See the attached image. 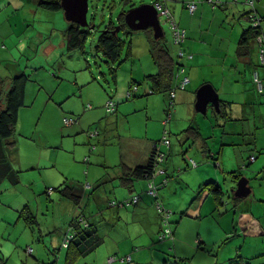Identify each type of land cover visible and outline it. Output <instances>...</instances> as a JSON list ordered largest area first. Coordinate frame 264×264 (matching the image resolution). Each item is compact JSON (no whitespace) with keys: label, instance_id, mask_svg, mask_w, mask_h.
<instances>
[{"label":"rangeland","instance_id":"obj_1","mask_svg":"<svg viewBox=\"0 0 264 264\" xmlns=\"http://www.w3.org/2000/svg\"><path fill=\"white\" fill-rule=\"evenodd\" d=\"M154 1L132 0L131 5L123 7L121 0H89L87 19L95 27L85 52H81L67 48L64 30L70 21L63 9L43 8L37 0H0V79H3L0 90L2 86L7 87L12 77L21 73L29 75L25 106L19 111L17 131L11 138L16 144L10 152L14 167L21 171L22 180L18 184L6 180L0 188V255L8 264H44L54 259L57 264H65L67 250L63 246L70 235V221L78 212L87 215L90 207H97L96 200L105 190L98 189L96 194H93L94 190H79L81 204L77 207L72 201L61 198L59 192L51 190L50 193V188H63L67 179L74 185L78 180L85 185L89 166L98 164L102 168L104 146L101 144L105 137L113 144L105 147L108 157L104 158L116 163L119 158L127 159L126 152L120 157V146L125 150L132 137L147 132L156 138L155 142L169 139L168 147L174 149L170 154V159L175 161L170 164L173 171L172 174L169 172L170 184L159 189L168 193L172 203L180 205L186 201H198L192 185L199 177L198 172L206 167L211 173L217 172L216 181L224 192L218 210L214 208L213 196H210L204 200L202 219L183 222L186 237H183L185 241L181 248L187 254L186 263L264 264V89L262 93L258 91L259 87L253 83L254 76L252 80L253 72H248L246 83L241 81L236 85L230 83V77L226 79V87L232 88L233 93L226 95L222 89L221 96L224 99L231 96L226 99L235 102L230 114L232 120H227L212 104L206 114L199 112L195 102L190 107L188 99L176 101L171 108L168 95L162 92L129 98V83L132 80L139 82L135 94L143 95L149 90L144 69L150 65L156 67L145 35L147 31L135 29L130 37L133 56L119 66L118 85H108L101 78V72L109 70L106 58L95 50L101 30L111 20L118 26L117 17L122 10L129 13L141 4ZM159 19L171 41L173 36L170 33L173 35V32H170L169 22L161 12ZM118 33L127 39L123 29H118ZM170 49L177 57L176 47L170 44ZM253 49L260 56L261 78L264 65L261 64L260 49L257 46ZM155 69L157 72V67ZM218 84L222 87L223 83ZM246 86L250 90L246 91ZM120 93L121 105L127 112L123 114L127 115L121 116V137L118 140L116 127L104 133L107 124L103 117L107 115L105 104L110 99L115 103V109L108 112H115ZM89 105L94 108L87 109ZM178 108L180 115L176 126L170 120L165 123L168 112L174 110L176 117ZM65 117H73L76 121L67 123ZM190 125L200 128V139L186 138L182 134L181 131ZM93 131L98 134L89 136ZM169 148L164 147L165 150ZM209 148L213 157H207L202 151L208 149L206 153H209ZM214 156H218V160ZM85 157L90 158L89 161ZM191 159L196 160L198 168L191 166ZM109 168V173L115 169L112 165ZM236 170L242 175L239 179L229 173ZM242 178L249 179L253 189L246 196L236 197ZM106 191L109 195V190ZM146 192L150 195L148 190ZM233 203L237 205L233 206ZM26 205L37 218L38 224L32 225L34 227L25 218H19ZM187 210L190 214L196 212L195 206ZM176 212L174 216H178ZM129 228L134 235L141 226L132 224ZM199 232L207 241L199 242V237L202 239ZM30 249L34 250L33 254ZM92 254L82 257V263L77 260L75 264L94 262ZM167 258L174 260L170 256ZM160 260V264H168Z\"/></svg>","mask_w":264,"mask_h":264},{"label":"crops","instance_id":"obj_2","mask_svg":"<svg viewBox=\"0 0 264 264\" xmlns=\"http://www.w3.org/2000/svg\"><path fill=\"white\" fill-rule=\"evenodd\" d=\"M189 1L191 0H166V5L172 13L174 19L181 27L187 30V38L184 44V48L193 54V58L183 59V63L186 66L190 82L186 86V89L176 91L175 102H182L184 99H188L191 107V104H194V102H196V93L199 87L204 84H212L215 90L218 92L220 100L223 101L225 109L228 111V113H231L233 109L232 105L235 102L226 99L231 96H225V99L221 96L222 89L225 91L226 95H230L233 93L232 88H227L228 86L226 87L227 77H230L229 80L231 84L235 83L237 85L238 83H241V81L243 83H246L248 81L247 74L249 71L253 72L252 80L254 71L257 70L259 75L261 73L259 66L260 56H258L256 52H252V55L249 57H239L237 54V50L242 33L244 32V30L248 29L251 26V21L248 19L247 13L250 10L254 9L257 14L264 16V0H255L254 7H252L247 2V0H213L212 2H210V0H199L197 2V8L194 14H191L187 8V3ZM170 34L172 36V33ZM145 35L147 36L150 45V35L147 32H145ZM254 46H257L258 49V43L255 41ZM256 67L258 69H256ZM155 68L156 67H154L153 65H150L148 68L144 69V74H146L144 76L145 80L147 75L156 73ZM262 78L264 79V73ZM0 82H3V79H0ZM133 82H135V80H132L129 83V87ZM218 83H223L222 87H220ZM253 83L255 82L253 81ZM117 85L118 72L116 86ZM147 86V89L149 90H147L143 95L136 94L135 98L151 94V84L148 81ZM247 90L250 89L246 86V91ZM242 91L244 90L242 89ZM66 97L67 96H65V99ZM121 99L122 94L120 93L117 98V106L115 112H108L106 110L107 115L106 117H103L105 119V125L107 124L104 133H108V131L112 127H116L118 129V140H120L121 137L119 132V122L121 116L127 115L123 114L127 112L121 105ZM86 108L92 109L94 108V106L89 105V107L86 106ZM70 111L75 112L74 110ZM173 111L172 113L168 112L170 116H167L168 119L165 121V123L170 120L169 122H173L176 126L177 121L179 120L180 108H178L176 111V117L173 115ZM90 115L94 119L93 111ZM99 115L103 116L104 113L102 112ZM19 118L20 113L18 115V120ZM181 132L183 134V130ZM107 138L108 137H105L103 144H101L104 146L101 152L104 157H108L105 147H107L109 144H113L109 143ZM154 140H156V138L150 136L148 132L143 136L132 137L125 150L122 146H120L119 150L120 157L123 152H126L127 159L125 158L123 160H120L119 158V162L114 163L110 162L109 158H107V161L103 157V163H101L102 168L100 167L101 165L98 164L95 166L90 165L85 176L86 186L79 180L76 185L68 182V179L63 183L64 187L67 184L76 186L75 191L77 194H79L78 191L81 189H86L87 191L94 190L93 194H96L98 189L105 190V193L99 195L96 200L95 204H97V207H90L89 212L87 213L88 216L82 211L78 212L74 216L76 217L79 213H83L88 223L95 225L98 230L99 236L103 238L102 244H100V246L92 252L93 254L91 253L95 258V260H93L94 262L88 261L86 263L84 262L83 264H122L114 261H109L111 255L114 254H130L133 261L131 263L134 264H157V260L160 259H163V263L174 264L176 260H181L182 258L188 259L187 254H185L184 250L181 248V245H183L185 241L183 240V237H186V235L183 234V222L192 219H202L203 207L205 205L204 200L213 195H211L208 191V187L205 188L203 192H201V194L199 193V188L202 185L212 182L213 180L217 182L216 180L218 179V174L215 171L211 173V170L207 169V167L204 169L202 168L198 172L199 177L195 179L196 184L194 183V185H192L195 188L193 189V193H197V199L195 198V200L198 201H195V203L192 201H186V204L183 203L180 205L172 203L169 195L167 196L168 193L165 190H159L162 187L169 186V177L173 173V171H171L170 169V164L173 165L175 162L170 159V154L174 150L173 147L169 148L165 145L162 146V149L168 157V160L166 159L167 165L165 164L166 161L164 160L160 164V167L163 171L161 173H156L152 178L157 187V196L148 195L146 190H148V181L150 180V178H132V180H130L131 177L127 176L123 169L126 167L135 168L146 165L150 160L154 145L156 143ZM164 147H167L170 150H165ZM14 148L15 147L10 149V152L13 151ZM216 158L219 157L217 156ZM87 159V161H89L90 158L87 157ZM191 160L196 161L195 159ZM39 161L43 162L41 159ZM97 161L98 163H100L99 159ZM110 165H112V167H115V169L111 171L112 174L109 173ZM191 166L198 168L199 164L197 163V166L191 164ZM17 178L18 182H9H11L12 184H18L20 180H22V177L19 174ZM31 179L32 181H34L33 178ZM249 183L250 182L248 179V184ZM2 184L0 188L2 187ZM219 186L221 187V185ZM106 189L109 190V195H107ZM251 189H253L252 186ZM134 194L139 195V200L137 203H132L133 205L131 204L116 206L110 204V200L121 201L131 197ZM213 200L215 201L214 197ZM157 201L161 202L166 208L173 209V214L170 220L172 229L175 233L174 239H166L164 240L166 242H163L161 244H158V233L161 231L163 226L162 218L156 205ZM236 205V203H233V206ZM190 206H195L196 212H194V214H190L188 212L187 209ZM214 208L217 210L219 209L217 207L216 201ZM175 211H177L176 213H179L178 216H174ZM184 212L186 213V215L183 214ZM191 215H194V218ZM132 224L134 226H141L140 230H138L134 235L131 234L129 228ZM146 232L148 233L146 234ZM200 235L201 234L199 232V236ZM201 237L202 239L199 237L200 243L207 241L204 236L201 235ZM167 243H169V245ZM167 246H169L170 248H167ZM33 253L34 250L30 252V254ZM169 256L174 260L169 261V259L167 258ZM146 257L151 258L149 260H145ZM4 260L6 264H8V261H6L5 258ZM186 261L184 262V264L186 263ZM161 262V260L160 262L158 261L159 264Z\"/></svg>","mask_w":264,"mask_h":264},{"label":"trees","instance_id":"obj_3","mask_svg":"<svg viewBox=\"0 0 264 264\" xmlns=\"http://www.w3.org/2000/svg\"><path fill=\"white\" fill-rule=\"evenodd\" d=\"M37 2L39 6L49 10L63 9L61 5V0H37ZM131 2L132 0H121V4L123 5V7L127 5H131ZM156 2H161L164 8L169 10V8L166 5V0H155L152 4ZM252 12L253 11L250 10L247 13V17L251 21V26L248 29L244 30L239 40L238 50H237V54L239 57L251 56L252 52L254 51L253 49L254 41L258 43L257 41L258 36L260 34L264 36V31H263L264 16L260 15L262 17V21L260 26L256 28L252 25V20L250 18ZM170 14L173 17L171 12ZM129 17H130V12L128 13L127 11L122 10L117 17L119 23L118 26H116L111 20L104 27V29L101 30V33L95 45L96 52L101 53L106 58V63L109 65L108 72H101L102 75L101 78H103L108 85L117 84V72L119 66L124 61L130 59L133 56L132 38L130 37L134 33L135 29L131 26ZM177 25L181 29L185 30V40L181 41L178 44L174 43L173 37L170 41L166 37L165 33L162 36L156 37L153 27H148L145 30L150 35L149 38L150 51L152 53V59L157 67L156 73L146 76V80L151 84L150 93L153 94L157 92H162L167 94L170 100L169 103H171L170 105L171 108L174 107L175 105V96L174 97L172 96V92L182 90L178 88L179 85L178 83L180 81L179 80L180 78L178 77L179 71L182 68H184L185 70L184 75L188 76V74H186V66L183 63V59L193 58V54L184 48V44L187 38V30L181 27L178 23ZM93 26L95 27L93 23H89L88 27H84L77 22L70 21L68 27L64 30L68 50L71 51L80 50L81 52H85L86 43L88 41L89 36L92 34ZM118 29H123L125 31L127 39L119 35ZM170 44H173L174 47H176L177 57H174L173 54L171 53ZM258 48L259 49L261 48L259 46V43H258ZM180 50L183 51L184 56H180L179 54ZM190 55H192V57H190ZM261 64L264 65V62H262ZM260 80L262 83V91L260 90L258 91L262 93L264 89V85H263L264 79L261 77ZM28 81H29V75L26 73H21L19 75L12 77L8 81L7 87L5 88V86H2V89L0 90V186L6 180L11 181L12 183L14 181L18 182L17 177L21 173V171L16 169L13 165L10 156V149L13 148V146H15L16 144V141L14 139L11 140V138H13V136L16 134L17 131L19 111L23 106H25L26 86ZM254 82L257 85L255 79ZM138 85L139 83L136 81L131 83L128 91H131V89L134 86H137L138 89ZM128 96L129 98L135 97L136 96L135 90L131 92V95ZM220 102L221 103L218 112L223 116H225L227 120H232V116L230 115L231 113H228V111L225 109L223 101L221 100ZM200 132H201L200 129L193 125H190L187 129L183 130V134L185 135L186 138L191 137L194 140H198L201 138ZM153 151L150 160L146 165L135 168L126 167L127 169L126 168L123 169L125 174L131 177L130 180H132V178H142V179L150 178L153 175L155 170L154 167L156 163L153 155ZM202 151L206 154L207 157H213L210 149H209V153H206L208 149L205 150L203 149ZM216 157L217 156H214V159L218 160V158ZM166 159L167 156L165 160ZM230 174L234 178L238 177L239 179L242 177L241 173H238L237 170L230 172ZM207 187L209 188L208 191L210 192V194L213 195L218 207L219 203L222 201L224 194L222 188L219 186L217 182L212 181L205 185H202L199 188L200 191L199 193L201 194V192H203V190ZM51 190H55L59 192L62 196L61 198L68 199L72 201L73 204L75 205L81 204V196L76 193L75 186L71 184H67L63 188L55 187ZM131 197L121 201L115 200L114 202L116 204L114 205L119 206L120 203L130 200ZM183 214L186 215L185 212ZM20 217L25 218L28 224L31 225V227H34L32 226L34 224H38L37 218L30 209L29 205H26L21 210L19 218ZM69 226H70L69 229L70 235L72 236L69 238L67 246H65L67 250L65 254V264H75L77 260H80L82 259V257L89 255L97 247H99L100 244H102L103 242V238L99 236L98 230L95 227V225L88 223L83 213H79L76 217H74L70 221ZM159 235L160 233L158 234V240L164 241L163 239H160ZM111 257H115L114 262H118L122 264H128L133 262L130 254H126V255L114 254L111 255ZM186 260L188 259L182 258L181 260H176L174 264H180L182 261L185 262ZM0 263L6 264L4 258L1 257V255H0ZM44 264H57V260L54 259L53 261Z\"/></svg>","mask_w":264,"mask_h":264},{"label":"built area","instance_id":"obj_4","mask_svg":"<svg viewBox=\"0 0 264 264\" xmlns=\"http://www.w3.org/2000/svg\"><path fill=\"white\" fill-rule=\"evenodd\" d=\"M199 0H192V1H189L187 3V8L189 9V11L191 13H194L196 8H197V2ZM213 0H210V2H212ZM247 2L252 6L254 7L255 5V0H247ZM155 7L157 8L158 12H161L164 16V18L169 22V25L171 27V30L173 32V41L174 43L178 44L180 43L181 41L185 40V30L184 29H181L176 21L173 19V17L171 16L170 14V11L166 8H164L163 4L161 2H156L154 3ZM253 12L251 13L250 15V18L252 20V25L254 27H258L260 26L261 24V21H262V17L260 15H258L256 13V11L253 9L252 10ZM257 41L259 43V46L261 47L260 48V55H261V59H262V62H264V36H262V34H260L257 38ZM179 54L180 56H184V53L182 50L179 51ZM190 57H192V55H190ZM184 68H182L179 73H178V77L180 78L179 80V85H178V88L179 89H185L186 86L188 85V83L190 82V78L187 76V75H184ZM254 79L255 81L257 82V85L259 87V90L262 91V83H261V80L258 76V72L255 71L254 72ZM134 90H137V86H134L131 91H128V95H131V92H133ZM172 96H176V92H172ZM107 110L108 111H113L115 109V103L112 101V100H109L107 102ZM169 113H171V111H169ZM170 116V114H168ZM65 120L67 123H73L75 122L76 120L73 119V117H65ZM98 133L97 131H93V132H90L89 135L92 137L96 136ZM169 146L170 145V141L169 139H164V140H161L159 142H156L155 145H154V151H153V155H154V158H155V167H154V173L153 175L150 177V180H149V185H148V192L150 195L152 196H157V187H156V184L154 182V180H152L153 176L156 174V173H161L163 170L161 169L160 167V164L165 160V157H166V153L164 152V150L162 149V146ZM253 158V157H252ZM85 160L87 161V157H85ZM191 164L194 165V166H197V162L194 161V160H191ZM50 192H51V189H50ZM139 200V196L138 195H133L131 197L130 200L126 201V202H122L120 203V205H130V203H137ZM110 204L114 205L116 204L114 201L110 202ZM157 205V208H158V211L161 215V218H162V222L164 224V226L162 227V230H161V233L159 235L160 239H163V240H166V239H173L174 238V231L172 229V226H171V216L173 214V211L169 208H166L161 202L157 201L156 203ZM72 235H68L67 238L65 239L64 241V246H67L68 244V241H69V238L71 237ZM30 252H32V250L30 249ZM130 259V258H128ZM115 260V257H110L109 258V261H114ZM91 264V263H89ZM172 264V263H171Z\"/></svg>","mask_w":264,"mask_h":264},{"label":"water","instance_id":"obj_5","mask_svg":"<svg viewBox=\"0 0 264 264\" xmlns=\"http://www.w3.org/2000/svg\"><path fill=\"white\" fill-rule=\"evenodd\" d=\"M61 5L69 21L77 22L84 27L89 26L87 19L89 0H61ZM129 21L134 29L153 27L156 37L164 34L159 19V12L154 4H141L135 7L130 11ZM220 101L214 86L212 84H204L197 90L195 107L197 111L206 114L210 104L218 110ZM250 192L251 186L248 184V179H240L239 186L236 189V196H246Z\"/></svg>","mask_w":264,"mask_h":264}]
</instances>
